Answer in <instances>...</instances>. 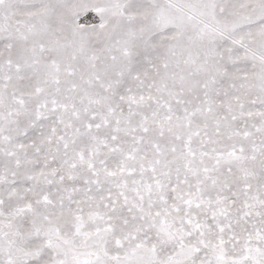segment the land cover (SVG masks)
<instances>
[{
    "label": "snow or ice",
    "instance_id": "snow-or-ice-1",
    "mask_svg": "<svg viewBox=\"0 0 264 264\" xmlns=\"http://www.w3.org/2000/svg\"><path fill=\"white\" fill-rule=\"evenodd\" d=\"M0 264H264V0H0Z\"/></svg>",
    "mask_w": 264,
    "mask_h": 264
}]
</instances>
